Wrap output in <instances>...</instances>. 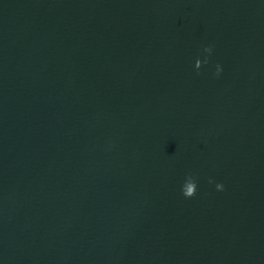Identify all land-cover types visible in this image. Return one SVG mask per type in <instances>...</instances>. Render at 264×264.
I'll return each instance as SVG.
<instances>
[{"label": "water", "instance_id": "1", "mask_svg": "<svg viewBox=\"0 0 264 264\" xmlns=\"http://www.w3.org/2000/svg\"><path fill=\"white\" fill-rule=\"evenodd\" d=\"M0 264H264V0H0Z\"/></svg>", "mask_w": 264, "mask_h": 264}, {"label": "clouds", "instance_id": "2", "mask_svg": "<svg viewBox=\"0 0 264 264\" xmlns=\"http://www.w3.org/2000/svg\"><path fill=\"white\" fill-rule=\"evenodd\" d=\"M206 52H208L209 54H211V48H205L204 49ZM206 63H207V61H206ZM217 72L219 73V71H220V69H219V66H217ZM223 189V186L222 185H217V190L219 191V190H222Z\"/></svg>", "mask_w": 264, "mask_h": 264}]
</instances>
